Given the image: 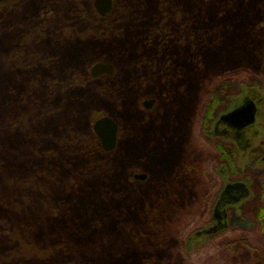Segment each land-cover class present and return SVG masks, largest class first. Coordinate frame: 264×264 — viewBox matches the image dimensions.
Listing matches in <instances>:
<instances>
[{"label": "rangeland", "instance_id": "rangeland-1", "mask_svg": "<svg viewBox=\"0 0 264 264\" xmlns=\"http://www.w3.org/2000/svg\"><path fill=\"white\" fill-rule=\"evenodd\" d=\"M158 1L150 0L146 4V7L149 6L145 11L147 17H158ZM51 3L52 0H25L19 8L10 10L12 0L3 4L0 2V39L3 40L0 42V264H127L128 260H132L133 250L145 254L143 256H147L145 252H151L155 257H162L168 251L171 261L179 262L182 259L185 264L198 259L204 251L219 252L236 264H261L263 261L256 260L254 256L249 259L245 247L241 245L245 241L242 236L248 233L250 241L259 242L264 249V234L253 224L252 213L234 217V227H238L234 235H239L235 239L238 242L235 247L238 248L237 252L235 248L231 250L214 243H205L203 238L197 239L200 246L184 249L177 246V240H185L193 233V228L180 229L178 233V224L168 221L173 216L167 212L169 204L162 192L157 195L156 191L158 197L151 198L146 194V183L136 185L137 192L134 194L139 195V199L132 209L130 205L134 203L133 200L111 199L116 192L108 190L107 184H104L105 180L107 182L106 172L116 157H121L123 153L129 154L124 139L131 128L141 127L140 113L134 106L138 105L141 97L152 94L158 97L159 105L163 102L162 85L155 84L152 91L149 83L137 82L135 74H139L140 79L148 77L155 83L160 78L152 72L154 61L150 57L142 61L138 52L126 43L129 37L118 41L114 47L101 42L105 46L97 44L93 48L86 43L88 46L81 49L76 57L79 72L86 67L85 64L83 68L84 62L80 57L87 52L91 53V58L109 59L114 63L111 64L114 67L113 75L101 78L102 81L95 85V89L102 90V103H94L96 110L92 113L97 115L99 112L102 117L109 114L117 122L118 146L108 152L112 153L108 157L102 149L103 153L97 149L88 133L77 130L71 136L78 134L80 144H76L73 150L58 149L56 157L53 155V149H50L51 136L45 135L42 130L44 124L52 120L50 112H53V105L57 103V96L53 95L51 87L53 30L47 27V21L51 24L56 15L50 8ZM5 4L9 5L8 10L4 9ZM54 4L60 8L68 6L67 12L71 10L64 0H53ZM30 5H34L35 9L31 10ZM80 6L87 7V10L88 0H82ZM164 6L168 17H180L190 12L191 20L200 22V31H204L202 23H208V26L214 24L215 28L219 26L222 31H232L233 49L228 60L213 55L205 60V56H201V80L215 83L226 79L224 82L228 81L229 84L233 79L245 81L246 85L241 87L244 93L234 96V100L239 101L248 94L245 86H253L250 90L263 99L261 112H264V0H170ZM142 10L135 8L136 13ZM44 18H48L45 21L47 30L44 29L42 35H38L39 30L32 31L29 34L33 35L32 39L27 37L30 42L26 44L23 31H31L37 20ZM18 25L22 27L21 30ZM9 26L13 28L4 40ZM182 43L188 54L191 48L193 51V47L189 48L188 40H182ZM134 47L138 48L136 43ZM139 48L145 49L142 45ZM32 56L31 65L25 66L24 60L29 63ZM21 58L22 63L15 65V61ZM218 59L224 63L219 71L216 69L218 65L213 66ZM194 61L193 51L186 56L187 64H183L188 76ZM69 62L68 69L71 70ZM61 74L67 76L63 71ZM237 88L233 84L232 91L235 92ZM144 119V122L148 121L146 116ZM43 137L48 138L46 143L49 142V145L40 148L39 142ZM140 157L133 162V169L129 171L139 167L147 172L146 159ZM57 163L61 165V170ZM82 168L88 172L84 174ZM108 180L114 182L110 176ZM117 207L121 209L117 210ZM188 217L184 216L183 219ZM244 218L252 220L251 223H247V219L245 222ZM168 222H171L170 225ZM243 244L246 246L245 242ZM250 248L254 255L252 246ZM116 253L121 254L117 255L125 262H105L107 256ZM139 262L144 261L140 258Z\"/></svg>", "mask_w": 264, "mask_h": 264}, {"label": "flooded vegetation", "instance_id": "flooded-vegetation-1", "mask_svg": "<svg viewBox=\"0 0 264 264\" xmlns=\"http://www.w3.org/2000/svg\"><path fill=\"white\" fill-rule=\"evenodd\" d=\"M185 13L187 15L182 13L180 17H168L165 13L157 18L138 17L136 21L132 37L138 48H133L142 61L149 57L154 61L151 69L160 79L155 83L148 77L135 76L137 82L149 83L152 91L155 84L162 85L163 102L159 105L158 97L152 93L138 100L134 108L140 113L141 127L131 128L126 135L124 142L129 154L123 153L119 163L121 172L125 173L139 156L146 159L147 172L137 167L131 180L136 185L146 183L148 197H158L156 191L157 195L164 194L169 204L167 212L173 216L168 221H175L179 230L193 228V233L185 240H177V246L184 249L198 247L197 239L203 238L205 243L232 250L239 237L234 235V231H238V227H234V217L252 213L253 224L264 234L263 99L250 90L253 86H245L248 94L235 101L232 83L201 80V26L200 22L191 20L190 12ZM143 38L149 42L142 44ZM182 40H188L189 48L193 47L194 51L195 61L189 76L183 64H187L186 56L193 51L191 48L188 54L185 46L182 47ZM139 45L145 47L144 51ZM103 77L110 76H100L96 80ZM243 93L241 89L238 96ZM150 101L152 104L146 105ZM246 102L254 104V121L241 129L234 128L233 121L224 118ZM144 116L148 118L147 122H144ZM115 123L116 148L119 126ZM136 176L145 178L138 180ZM184 216L189 217L183 219ZM244 219L247 223L252 221ZM193 237L196 239L192 240ZM242 240H245L249 259L254 256L256 260L264 261V249L259 242L252 243L248 233ZM168 253L165 251L162 257L147 255L135 260L141 258L144 261L138 264H170ZM179 262L183 263L182 259Z\"/></svg>", "mask_w": 264, "mask_h": 264}, {"label": "trees", "instance_id": "trees-1", "mask_svg": "<svg viewBox=\"0 0 264 264\" xmlns=\"http://www.w3.org/2000/svg\"><path fill=\"white\" fill-rule=\"evenodd\" d=\"M6 1L8 0H2L0 2L1 4H3V2ZM12 1H13V6L10 7V10L19 8V6L22 3H24L25 0H12ZM65 1L70 6L71 9L69 11L70 13L66 11L68 6L63 5V7L61 6L60 8L58 4L53 5V0H52V3L50 5L52 7L50 8H52L51 10H53V12L56 14L54 15L55 17L52 19L53 22H51L50 24V22L47 21L48 18H44L43 20L38 19L37 23H35L34 26L32 27L31 31L29 32L27 30L23 31V33L26 34L24 42L28 44L30 42L29 40H31L33 36V35L29 36V34L32 31L34 32L36 30H39L40 33H38V35H42L45 32L44 29L47 30V27L53 30L51 32V34L53 35V56L51 57L53 60L52 61L53 86L51 87H53V95L56 94L57 96V103L53 105V112H50V116L52 120L49 121L47 124H44L45 128L42 130L43 132L45 131L44 132L45 135L49 134L51 136L50 147L51 146L52 147L50 149H53V155H55V157H56L55 152L58 149L69 148L73 150L74 148H76L75 146L76 144L77 145L80 144L78 134L71 136V134L77 130L80 132L88 133V135L93 139V142H95L94 144L96 145L97 149L101 151V146L98 142V139L95 136L94 132L92 131V124L96 119L102 117V115H100L99 112L97 113V115H93L92 111L96 110L93 107L94 103L98 104L97 101L100 104L102 103V101L100 100L102 90L95 89V85L97 84V82L102 81V79L100 78L96 80L91 78L89 76V68L91 67L92 64L96 62H109L112 64L114 63L109 59L107 60V59L91 58L92 57L91 53L87 52L85 56L83 55L82 57H80L81 60H83L84 62L83 68L85 64L86 67L84 70L79 72L77 71L76 68V66L78 65V61L76 57H78V53L81 49L88 46L86 45V43L90 44L89 46H92L93 48L97 44H102L103 42L104 44L110 43L108 46L114 47V45L117 44L118 41H121L122 39H126V37H129L128 39L129 42L126 43H128L130 47L131 46L134 47V43H133L134 39H132L131 37L132 31L134 30V27L137 24L136 21L138 17H147L146 16L147 13H145V11L147 10V7L149 8V6L146 7V4L150 3V0H113L112 13L103 18L98 16L93 10L92 7L93 0H88L87 10H86L87 7L82 8V6H80L82 0H64V2ZM168 1L170 0L158 1L160 6L158 8V13H157L158 17H163L164 13L166 15V9L164 5ZM4 6H6L4 9L6 10L9 9V5L7 6L5 4ZM53 6H55V9H53ZM136 7L142 8L143 10L139 13H136L135 12ZM29 8L31 10L35 9L34 5H30ZM49 13H51V11ZM45 21H47V25H48L47 27L45 25ZM207 24L208 23H202L204 31H201L200 59L201 56H205V60L207 59L209 60V56L213 55L215 58L220 56L222 60L224 58H226L225 60H228L229 57L231 56V51H232L231 49H233V44H232L233 38L231 34L232 31L230 32L229 29H226V31H222L221 27L219 28V26L215 28L214 24L212 26H208ZM17 27L20 28V30L22 29L20 25H18ZM11 28H13V26H9L6 29L5 35L3 33L4 40L7 38V36H9L8 34ZM220 31L222 32L219 36L218 34ZM27 37H29V40ZM140 41L142 44H147L149 42V39L143 38ZM0 42H3V40L0 39ZM33 59L34 56H32V58L30 59L29 61L30 64L28 63V60L25 59L24 60L25 62H23L24 65L30 66L31 62H33ZM221 59L220 60L218 59V61L215 63V61L217 60L216 59L213 63V66L218 65V67L216 68L217 70L221 69L223 66L222 65L223 61ZM22 60L23 59L21 58L20 60L15 61L14 64L19 66V64L22 63ZM203 60L204 57L202 59V62H204ZM68 62L72 65L71 70L68 69L69 66ZM61 71H63L64 75L67 76H63L61 74ZM224 80L226 79H222L221 81ZM232 84L238 86V88L235 89L234 96H238L241 92V87L246 85L245 81L243 80L235 81L234 79L232 81ZM33 105L34 106L32 110L35 111L36 103ZM106 116L110 117L111 115L107 114ZM49 132L52 133V135ZM52 139L53 142H51ZM47 141L48 138L43 137L39 142L40 148L48 144L49 142L46 143ZM104 155L109 157L110 155H112V153L110 154L104 152ZM64 158H66V153H64ZM57 159L60 160L59 156L57 157ZM57 164L60 167L59 170H61L62 169L61 165L59 163ZM87 168L90 167L88 166ZM110 169L111 172H109ZM130 169L133 168H129L125 173L124 172L122 173L121 165L119 163V158L116 157V159L113 160V162H111V166H109V170L106 172L105 179H107V182L104 179L105 183L104 181L103 183L105 185L107 184L108 190L112 189L113 192H116V194H114L116 197L112 196L111 199L119 198V199L133 200L134 203L133 204L130 203L131 204L130 208L132 209V207H134L135 204L138 203L136 202V200L139 199L138 198L139 195L134 194L137 192L136 184L131 180V175L135 172V170L129 171ZM82 171L84 174L88 172L86 168L85 169L82 168ZM53 175L55 176V174ZM108 176L112 177V179H114V182L111 183V181L108 180ZM121 185L124 187H122ZM126 189L128 191H126ZM118 194L119 196H117ZM115 201L116 200H114V202ZM118 208L121 209V207H117V210H119ZM131 209L129 210V212L131 211ZM262 217L264 218V216ZM241 245L244 247L243 242ZM237 249L238 248H235V252L238 251ZM145 253L147 255L148 254L154 255L151 252H145ZM117 254L118 253L110 254V256L106 257L105 262H110V263L113 261L125 262L123 261L124 259L120 260L121 257L118 255L121 254L118 255ZM132 255H133L131 256L132 260L131 261L128 260L127 264H132L134 261L135 264H138V261H136L135 259L137 257L139 258V256L142 257L145 254L141 255L137 250H133ZM169 261L170 264H185L184 262L180 263L177 261L176 262L171 260ZM263 262L261 264H264ZM190 264H236V263L232 262V259L230 257H227L226 255L221 256L219 252L216 253V251L213 252L204 251L202 256H199L198 259H195V261H191Z\"/></svg>", "mask_w": 264, "mask_h": 264}, {"label": "water", "instance_id": "water-1", "mask_svg": "<svg viewBox=\"0 0 264 264\" xmlns=\"http://www.w3.org/2000/svg\"><path fill=\"white\" fill-rule=\"evenodd\" d=\"M93 8L100 17H105L113 9V0H94ZM114 67L109 63H96L91 66L89 74L96 79L100 76H112ZM152 102H147L150 106ZM255 107L252 102H246L239 108L235 109L229 116L224 119L233 121L234 128L241 129L243 126L252 124L254 121ZM93 132L99 140L101 148L105 152H111L116 145L117 125L109 117H102L93 123ZM144 176H136V179L143 180ZM239 187L235 186L234 188Z\"/></svg>", "mask_w": 264, "mask_h": 264}]
</instances>
